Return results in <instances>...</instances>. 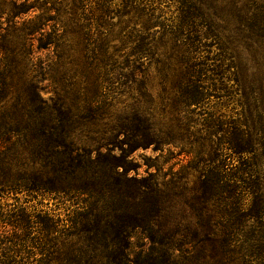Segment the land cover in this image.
Listing matches in <instances>:
<instances>
[{"label":"rangeland","instance_id":"obj_1","mask_svg":"<svg viewBox=\"0 0 264 264\" xmlns=\"http://www.w3.org/2000/svg\"><path fill=\"white\" fill-rule=\"evenodd\" d=\"M32 2L52 45L0 37V200L39 221L23 264H264V0H108L99 27V0Z\"/></svg>","mask_w":264,"mask_h":264},{"label":"trees","instance_id":"obj_2","mask_svg":"<svg viewBox=\"0 0 264 264\" xmlns=\"http://www.w3.org/2000/svg\"><path fill=\"white\" fill-rule=\"evenodd\" d=\"M7 1L13 4L14 9L8 12L9 21L7 22V25L4 26V23L0 22V37H5V35L12 34L17 31L24 34V37L25 39H27L28 44L34 45V41L38 40L39 44L37 45L36 49L49 48L53 43L52 39L54 38V36H52L47 30H45L47 22L44 23L40 21L39 18L41 16H35L28 21L19 20V18H21L23 14L34 10L36 7V3L32 2V0H24L20 3V0ZM107 1L108 0H99V2H94L95 5L93 4V6L90 7V24L97 27L104 25V23H100V20L102 19V16L108 11L103 10L104 7H106L105 5ZM131 10L137 12L138 17L146 16L145 14H147L144 12V8H141L140 5L132 7ZM131 10L123 12V15H129ZM49 19L53 18H48V20ZM25 24H29V26L24 27ZM87 26L88 23L86 24V27ZM180 29V24L172 27L173 32H178L180 31ZM54 32L55 31H53V33ZM54 35L57 36V33H54ZM196 99L197 98H192L190 100H187V102L195 103L197 102ZM244 142L246 144H249L250 139L246 138L244 139ZM244 149L247 150V148ZM34 223H39V221L33 222L30 216L26 214L24 209L12 208L11 210H8L3 207L0 200V264H23L22 257L20 256L22 254L21 252L23 251V249H25V246L35 245V243L33 242L34 235H32L35 231ZM157 255V262L140 263L131 261L129 264H175V258L173 257V254L170 250Z\"/></svg>","mask_w":264,"mask_h":264}]
</instances>
